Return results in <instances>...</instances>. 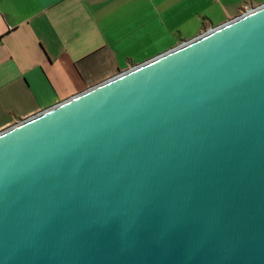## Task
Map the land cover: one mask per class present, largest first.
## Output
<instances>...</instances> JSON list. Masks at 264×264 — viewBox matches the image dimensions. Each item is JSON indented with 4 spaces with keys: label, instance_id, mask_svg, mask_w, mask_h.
<instances>
[{
    "label": "water",
    "instance_id": "95a60500",
    "mask_svg": "<svg viewBox=\"0 0 264 264\" xmlns=\"http://www.w3.org/2000/svg\"><path fill=\"white\" fill-rule=\"evenodd\" d=\"M0 264H264V4L1 131Z\"/></svg>",
    "mask_w": 264,
    "mask_h": 264
},
{
    "label": "crops",
    "instance_id": "0c3cea01",
    "mask_svg": "<svg viewBox=\"0 0 264 264\" xmlns=\"http://www.w3.org/2000/svg\"><path fill=\"white\" fill-rule=\"evenodd\" d=\"M263 3L0 0V132Z\"/></svg>",
    "mask_w": 264,
    "mask_h": 264
},
{
    "label": "rangeland",
    "instance_id": "374dc122",
    "mask_svg": "<svg viewBox=\"0 0 264 264\" xmlns=\"http://www.w3.org/2000/svg\"><path fill=\"white\" fill-rule=\"evenodd\" d=\"M264 4V3H263ZM223 23V22H222ZM225 23V22H224ZM150 59V58H149ZM147 61V60H146Z\"/></svg>",
    "mask_w": 264,
    "mask_h": 264
}]
</instances>
